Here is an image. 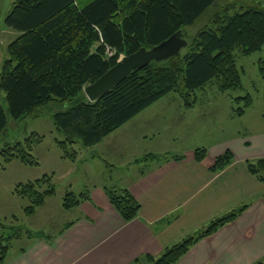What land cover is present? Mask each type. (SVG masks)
I'll return each mask as SVG.
<instances>
[{"label": "trees", "instance_id": "obj_1", "mask_svg": "<svg viewBox=\"0 0 264 264\" xmlns=\"http://www.w3.org/2000/svg\"><path fill=\"white\" fill-rule=\"evenodd\" d=\"M216 1L14 0L4 24L20 34L6 47V57L0 65V89L11 118L40 117L52 103L62 107L63 111L52 115L55 128L64 135L55 143L62 158L73 160L78 155L75 145L93 147L172 92L190 108L196 103L197 92L208 84L221 92L241 87L234 52L248 55L264 45V7L259 4L240 6L242 11L233 15L227 13L229 6L215 10L178 54L131 71L93 102L83 93L86 85L115 66L121 56L142 47L151 48L177 32L187 38V28L205 18ZM258 69L264 79V59L258 61ZM236 100H243L234 110L237 115H243L252 105L249 95ZM6 128L7 115L0 101V166L14 159L36 165L31 151L42 136L34 132L23 142L10 141ZM206 153L205 147L195 148L194 160L201 162ZM154 157L147 154L144 160ZM231 163L232 154L227 150L216 157L209 170L220 172ZM245 165L264 184V157L247 160ZM13 193L28 199L24 212L32 215L47 197L55 194V188L51 176L45 175L17 183ZM105 193L123 221L130 222L138 216L140 203L127 188H105ZM88 197L87 193L75 195L69 191L62 205L71 209ZM248 207L244 204L215 217L158 256L144 254L132 264H176L198 241L233 223ZM9 239L0 236V263L7 256ZM259 264H264V258Z\"/></svg>", "mask_w": 264, "mask_h": 264}, {"label": "crops", "instance_id": "obj_2", "mask_svg": "<svg viewBox=\"0 0 264 264\" xmlns=\"http://www.w3.org/2000/svg\"><path fill=\"white\" fill-rule=\"evenodd\" d=\"M11 7L5 6L0 12V65L6 47L20 34L4 24ZM177 96L166 95L169 100L162 97L155 101L109 133V139L105 136L89 149L77 144L83 153L86 149L89 159L102 160L109 168L98 169L91 189L82 187L88 191V199L71 209H65L60 201L57 207L73 211L74 219L53 233L30 238L27 246L8 254L0 264H132L144 254L158 256L213 218L244 204L249 207L233 223L198 241L176 264H259L264 258V184L248 172L245 161L264 157V132L214 141L205 146L207 153L201 162L194 160L195 148L144 160L147 154L158 155L148 148L139 149L144 147L141 139H146V134L137 129L146 124L158 128V117L178 120L185 107ZM166 107L178 110L162 109ZM33 131L38 133L37 129ZM131 141L140 145L136 147ZM125 145L133 149L124 150ZM227 150L232 154V163L220 172H211L209 167L216 157ZM80 151L73 162H86ZM173 155L182 158L173 159ZM60 157L55 154L58 165H66ZM131 163L136 166L130 168ZM112 173L118 177H110ZM110 187L127 188L138 200L140 211L134 220L123 221L110 205L105 193ZM68 188L65 193H74L71 184ZM47 198L40 208L51 202Z\"/></svg>", "mask_w": 264, "mask_h": 264}, {"label": "rangeland", "instance_id": "obj_3", "mask_svg": "<svg viewBox=\"0 0 264 264\" xmlns=\"http://www.w3.org/2000/svg\"><path fill=\"white\" fill-rule=\"evenodd\" d=\"M253 4L264 7V0H217L216 6H212L207 11L205 18L187 28L186 40L191 41L197 30L208 23L210 15L215 10L221 11L222 8L229 6L227 13L233 15L235 12L242 11L240 6ZM11 5L12 0H0V12L3 7ZM234 53L236 65L241 75V87L221 92L214 84L204 86V89L197 92L196 103L193 107L186 108L184 106V109L181 108L184 111L178 115V120L163 116L155 120V126L158 128L154 129L152 124L139 127L138 132L146 134V139H141V145L144 147H139V149L148 148V151L158 155L156 157L164 156L166 158L169 154H181L182 151L186 152L190 148L208 146L214 141H224L248 133L264 132V79L258 69V61L264 59V45L260 50L248 55H244L238 50ZM247 95L251 97L252 105L245 109L243 115L235 114L234 110L243 104V100L239 101L236 98ZM167 96L176 97L177 94L172 92ZM169 97L164 98L169 100ZM0 101L7 115L6 136L8 139L23 142L25 138L35 132L34 129H37L38 134L40 133L39 135L42 136L41 142L36 144L31 151L37 160L36 165L23 164L14 159L0 166V236L6 239L10 237L7 255H11L27 246L30 243V238L53 233L63 223L74 219L73 211H66L62 207H57L61 205L60 201L65 195V190L69 189L68 185L71 184L72 191L79 195L80 191H83V186L91 189L99 175L97 173L99 168L108 169L109 166L102 160L89 159L91 156L86 154V149H84V153L80 151L79 145H75L74 149L80 151L86 162L78 163L71 159L62 158V153L54 141L62 140L64 136L61 131L55 128L52 119L53 113L64 110L62 107L52 103L45 108L44 113L45 111L46 113H43V116L14 120L10 116L8 104L1 89ZM162 109L173 112L178 110L172 107ZM147 118L146 116L145 119L147 120ZM182 126L185 131L180 130ZM152 135L155 136L150 139ZM106 138L109 139L108 136ZM112 141L116 142L115 139ZM131 142L136 147L140 145L138 141ZM1 147L2 139H0V149ZM127 148L133 149L129 145H125L123 149ZM90 152L94 155V151L91 150ZM55 154H59L61 156L59 160H65L67 164L59 166ZM131 157L133 156L131 155ZM1 160L2 158H0ZM72 162L75 164L73 165ZM135 166L131 163L130 168ZM45 175L51 176L55 194L49 197L51 198V202L48 203L49 206L38 207L34 214L27 215L24 208L29 204V201L27 198L14 194V187L17 183L34 181ZM111 176L118 177L117 173H112ZM83 193L88 194V191L84 190Z\"/></svg>", "mask_w": 264, "mask_h": 264}, {"label": "water", "instance_id": "obj_4", "mask_svg": "<svg viewBox=\"0 0 264 264\" xmlns=\"http://www.w3.org/2000/svg\"><path fill=\"white\" fill-rule=\"evenodd\" d=\"M186 46V38L181 32H177L151 48L142 47L134 53L123 55L115 66L102 74L95 82L85 86L83 92L88 101L93 102L111 90L131 71L143 68L151 61H165L178 54Z\"/></svg>", "mask_w": 264, "mask_h": 264}, {"label": "built area", "instance_id": "obj_5", "mask_svg": "<svg viewBox=\"0 0 264 264\" xmlns=\"http://www.w3.org/2000/svg\"><path fill=\"white\" fill-rule=\"evenodd\" d=\"M109 54H112L111 52H109Z\"/></svg>", "mask_w": 264, "mask_h": 264}]
</instances>
